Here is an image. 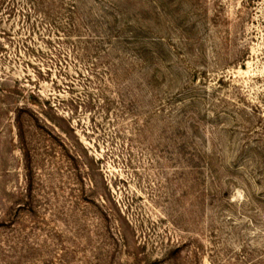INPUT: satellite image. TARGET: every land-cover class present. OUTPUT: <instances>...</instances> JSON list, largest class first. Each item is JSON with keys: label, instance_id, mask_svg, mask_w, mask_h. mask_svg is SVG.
Instances as JSON below:
<instances>
[{"label": "rangeland", "instance_id": "obj_1", "mask_svg": "<svg viewBox=\"0 0 264 264\" xmlns=\"http://www.w3.org/2000/svg\"><path fill=\"white\" fill-rule=\"evenodd\" d=\"M0 264H264V0H0Z\"/></svg>", "mask_w": 264, "mask_h": 264}]
</instances>
